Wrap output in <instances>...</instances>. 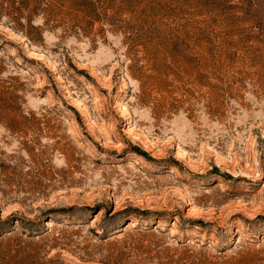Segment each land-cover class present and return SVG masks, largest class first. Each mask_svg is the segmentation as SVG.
Returning <instances> with one entry per match:
<instances>
[{"label": "rangeland", "instance_id": "374dc122", "mask_svg": "<svg viewBox=\"0 0 264 264\" xmlns=\"http://www.w3.org/2000/svg\"><path fill=\"white\" fill-rule=\"evenodd\" d=\"M0 264H264V0H0Z\"/></svg>", "mask_w": 264, "mask_h": 264}, {"label": "bare ground", "instance_id": "6f19581e", "mask_svg": "<svg viewBox=\"0 0 264 264\" xmlns=\"http://www.w3.org/2000/svg\"><path fill=\"white\" fill-rule=\"evenodd\" d=\"M127 123V122H126ZM179 156V153L177 152V154H176V157H178ZM52 225V223L51 222H47L46 224H45V226L46 227H49V226H51ZM132 227H134L133 226V224H128V226L126 227V228H132Z\"/></svg>", "mask_w": 264, "mask_h": 264}, {"label": "trees", "instance_id": "16d2710c", "mask_svg": "<svg viewBox=\"0 0 264 264\" xmlns=\"http://www.w3.org/2000/svg\"><path fill=\"white\" fill-rule=\"evenodd\" d=\"M117 232H119V231H117Z\"/></svg>", "mask_w": 264, "mask_h": 264}]
</instances>
